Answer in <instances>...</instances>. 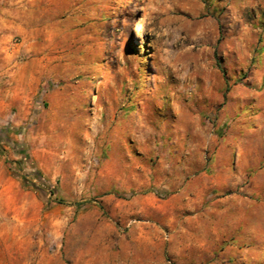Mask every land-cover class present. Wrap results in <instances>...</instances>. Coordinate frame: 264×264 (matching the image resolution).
Segmentation results:
<instances>
[{"label": "rangeland", "instance_id": "rangeland-1", "mask_svg": "<svg viewBox=\"0 0 264 264\" xmlns=\"http://www.w3.org/2000/svg\"><path fill=\"white\" fill-rule=\"evenodd\" d=\"M0 264H264V0H0Z\"/></svg>", "mask_w": 264, "mask_h": 264}, {"label": "crops", "instance_id": "crops-1", "mask_svg": "<svg viewBox=\"0 0 264 264\" xmlns=\"http://www.w3.org/2000/svg\"><path fill=\"white\" fill-rule=\"evenodd\" d=\"M40 84V81L39 80H36L35 81V79L32 77V75L30 76V78L28 79V82H27V85H28V87H27V89H26V97H27V99L28 100H32V98H33V96L37 93V90H38V85ZM31 152H32V155L34 156V158L37 160L36 162L37 163H39V164H41L42 163V161L40 160V152H49V150H46V149H43V150H39L38 148H35L34 146H32L31 147ZM109 162H108V164H106V168H105V170H104V172H105V174L107 175V176H113V177H117V178H119V177H121L120 175L121 174H116V173H113L112 171H111V169H110V167H109ZM130 169V170H129ZM127 168V172L128 173H135L134 171H135V169L134 168ZM133 169H134V171H133ZM188 168H187V166H185L184 167V170H187ZM198 174V173H197ZM190 176H193L194 178H198V175H194L193 173L192 174H190ZM133 178H134V180H135V182L137 181V179L134 177V176H132ZM188 180H194V179H192V178H190V179H188ZM188 190H190V183L188 184V185H186L185 187H183V188H180L179 189V191H178V193L176 192V193H174V194H176L177 196H179V197H186V193H187V191ZM175 195V196H176ZM132 203L133 202H135V201H138V199L137 198H135V195L132 197ZM121 204H122V202H121Z\"/></svg>", "mask_w": 264, "mask_h": 264}]
</instances>
